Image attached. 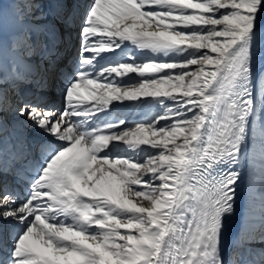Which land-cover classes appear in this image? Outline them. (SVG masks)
<instances>
[{"label": "snow or ice", "instance_id": "obj_1", "mask_svg": "<svg viewBox=\"0 0 264 264\" xmlns=\"http://www.w3.org/2000/svg\"><path fill=\"white\" fill-rule=\"evenodd\" d=\"M13 2L0 0V264H264V0H72L47 25L26 8L7 19ZM124 101L162 111L130 128L107 118ZM9 112L39 139L6 137Z\"/></svg>", "mask_w": 264, "mask_h": 264}, {"label": "bare ground", "instance_id": "obj_2", "mask_svg": "<svg viewBox=\"0 0 264 264\" xmlns=\"http://www.w3.org/2000/svg\"><path fill=\"white\" fill-rule=\"evenodd\" d=\"M34 4V7H33ZM48 2L47 0H32L31 3H26V0H15L11 4V6H8L7 4L5 5L6 9V17L7 19H11L13 14L18 11L20 8H26L27 11H32L35 14L36 17V23L40 25H47L50 23H54L53 20H51V16L53 19L57 21L58 17L64 14H61L58 9L62 6L61 3H51V10L46 11L44 10L45 8L48 7ZM18 6V8H16ZM55 9V11H54ZM62 7L60 8V10ZM73 11V8L72 10ZM54 12V13H53ZM82 12V9H81ZM45 13L47 14V20L44 18ZM59 13V14H58ZM54 15V16H53ZM77 20L75 21V24H77ZM7 30V28H6ZM72 35H73V42L71 46V50L68 52V56L75 58L77 56V50L74 48L75 45V35L76 33L72 29ZM129 50H133L132 48H127L125 49L124 52H119L117 50V55L115 59H120L121 57L127 56L129 53ZM134 51V50H133ZM108 59H112V54L110 53H104L102 54ZM107 63L106 60H102L101 64ZM258 71H263L264 69V62L261 64L257 65ZM178 71V70H176ZM134 80H139V76L135 73L130 74ZM119 79V78H118ZM128 77H124V80H127ZM56 86L52 89V96H50L51 102L54 103L58 108L63 107V99H62V89L64 87L63 83H60L59 81L55 82ZM59 98H56V97ZM150 99V98H149ZM159 111H162L161 108L157 106H149V105H144L143 107L138 103V102H130V101H124L123 103H116V106L111 109L110 114L108 115L107 118L113 119L116 117H122L124 118L126 125L130 128H134L136 126L137 122L143 121L149 117H155ZM5 120L7 121L6 123V131H5V136L6 137H26L30 143H33L34 141L38 140L39 137L38 135L30 130V129H24L20 125H18L11 115V113H6L5 114ZM33 151H36V148H33ZM130 153H126L123 151V146H121V151L119 152H114V155H127ZM244 214V199H243V193L241 194V200L238 203L236 214L230 218L226 219V229H225V244L227 246L228 242L230 241V238L237 232V230L240 227L241 223V218ZM259 248L260 246L257 245Z\"/></svg>", "mask_w": 264, "mask_h": 264}, {"label": "rangeland", "instance_id": "obj_3", "mask_svg": "<svg viewBox=\"0 0 264 264\" xmlns=\"http://www.w3.org/2000/svg\"><path fill=\"white\" fill-rule=\"evenodd\" d=\"M16 8H18V6L16 7ZM31 11H32V9H31ZM44 18L46 19L47 18V14L45 13V15H44ZM47 20V19H46ZM263 71H264V69H263ZM52 96V95H51ZM56 98H59L58 96L56 97Z\"/></svg>", "mask_w": 264, "mask_h": 264}]
</instances>
